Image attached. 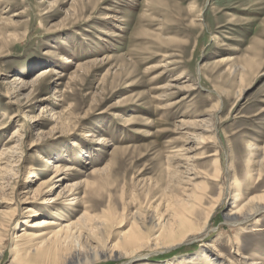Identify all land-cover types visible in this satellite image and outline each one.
I'll return each mask as SVG.
<instances>
[{
	"label": "rangeland",
	"instance_id": "374dc122",
	"mask_svg": "<svg viewBox=\"0 0 264 264\" xmlns=\"http://www.w3.org/2000/svg\"><path fill=\"white\" fill-rule=\"evenodd\" d=\"M263 147L264 0H0V264L37 263H13L28 218L113 214L111 245L140 206L192 190L214 206L197 239L86 264H165L204 244L264 260V210L225 221L264 193ZM56 163L71 169L50 188ZM67 184L76 204L48 209Z\"/></svg>",
	"mask_w": 264,
	"mask_h": 264
},
{
	"label": "bare ground",
	"instance_id": "6f19581e",
	"mask_svg": "<svg viewBox=\"0 0 264 264\" xmlns=\"http://www.w3.org/2000/svg\"><path fill=\"white\" fill-rule=\"evenodd\" d=\"M251 147L256 148L252 145ZM260 155L261 160L258 162L260 169L258 176L254 180L258 179L262 172H264V147ZM55 165L53 175L46 184L50 188L62 183L68 176V170L71 169L66 168L67 165L63 166L58 163ZM232 185L236 187V183ZM197 187L202 189L201 186ZM74 188L76 187L72 184H67L64 187V194L61 192L56 197H52L48 202H45L47 208H50V203H54L53 206L63 203L64 205H75V199L78 198L69 197L70 195H74ZM234 196L240 201L243 194L239 192L237 194L235 193ZM62 198L64 200L60 202L59 200ZM203 198V193L200 194L198 191L192 190L181 195L171 194L170 197H162L159 205L165 204L164 212L160 211L157 207L151 208L147 206V208H142L140 206L137 211L130 214L131 227L119 236L117 243L111 245L110 242L108 243L110 236H105V228L110 223H107V220H115L116 217L113 214L111 216L110 214L104 215V219H100L99 217L100 221H97L96 218L92 217L90 212L85 211L75 222L64 223V225L62 222L49 219L35 222L36 220L30 221V218H28L25 221L27 227L23 228L24 233L19 235L20 239L29 237L28 248L26 251L22 248L18 249L17 245L12 247L13 263H24L25 261L28 263L31 260L30 258L36 259L34 261L37 263L30 262L34 264H86L96 259L118 260L126 257H134L135 255L129 256L127 254L130 252H141L143 249L159 251L182 244L190 239H197L206 231V227L214 212V206H206L203 203ZM55 209L51 211L55 215V218L57 216L63 219L68 216L64 215L63 217L61 212H58V208ZM262 210H264V193L254 195L247 202L234 206L233 210L225 215V221L230 226L237 227L238 225H243L249 219L254 218ZM27 211L29 216L33 218L41 215L39 209L30 207ZM56 226L59 228H56ZM152 231H154L153 234L151 233ZM81 237H86L87 242H78ZM204 245L195 255L189 258H183L165 264H178V262L180 264H232L228 263L223 253L216 252L214 244ZM78 246L80 247L79 249L77 248ZM87 246L90 249L89 253L88 251H82ZM3 248L0 244V257L4 254ZM253 257V255L243 256L244 260L242 264H264V260L261 258L255 259Z\"/></svg>",
	"mask_w": 264,
	"mask_h": 264
}]
</instances>
